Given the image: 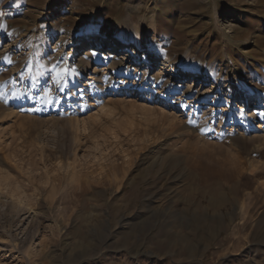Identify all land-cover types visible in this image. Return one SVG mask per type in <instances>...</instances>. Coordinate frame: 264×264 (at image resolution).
Instances as JSON below:
<instances>
[{"label": "rangeland", "instance_id": "obj_1", "mask_svg": "<svg viewBox=\"0 0 264 264\" xmlns=\"http://www.w3.org/2000/svg\"><path fill=\"white\" fill-rule=\"evenodd\" d=\"M0 264H264V0H0Z\"/></svg>", "mask_w": 264, "mask_h": 264}, {"label": "bare ground", "instance_id": "obj_2", "mask_svg": "<svg viewBox=\"0 0 264 264\" xmlns=\"http://www.w3.org/2000/svg\"><path fill=\"white\" fill-rule=\"evenodd\" d=\"M126 39V38H125ZM135 40V39H134ZM133 40V41H134ZM121 43H124V46L126 45L125 43H127V40H123ZM107 45H108V42H106V43H104V41H102L101 42V44L99 45L96 41H93V42H90L89 44H88V47L87 48H85V55L87 56V55H91L92 57H95L96 56V50H97V48H96V50H94L93 49V47L95 46V47H97V46H100V47H102V46H104V47H106L107 48ZM122 45V44H121ZM142 45H141V42H140V40L139 39H137V40H135V42H134V45H133V47H135V49L136 48H140ZM141 49V48H140ZM113 57V59H121V60H125V61H129L130 60V58L131 59H137V57L135 58L134 56H131V55H129L128 54V52H124V53H117V54H113L112 55ZM116 61V60H115ZM134 61H136V60H134ZM96 65V64H95ZM152 66H154L153 64H151V67ZM103 67H105V68H103V69H101V70H105V69H109L108 67H106V66H103ZM95 68H97V67H95ZM98 70V69H97ZM168 70V69H167ZM166 69L165 70H163V69H161L160 70V72H159V76H162V75H164L165 73H164V71H167ZM173 71L175 72V69H173ZM95 72V71H94ZM176 74V73H175ZM188 74V73H187ZM177 75V74H176ZM203 77H204V75H202V73H201V75H197L196 76V79L195 80H193V82L191 83V85L190 86H193V84L194 83H198V80H202L203 79ZM89 78H91V77H89ZM195 84V85H196ZM198 85V84H197ZM216 91V90H215ZM212 92V91H211ZM214 92V91H213ZM257 97V96H256ZM242 98L244 99V101H243V104H241V105H247L246 103H248V102H246V95H242ZM248 99V98H247ZM249 99H250V97H249ZM252 99V98H251ZM258 102H253L252 104H251V107H255V106H258ZM210 110H212V109H210ZM256 110V109H255ZM231 111H230V107L229 106H226L224 109H223V117L227 114V115H229L230 116V114H228V113H230ZM233 113V112H232ZM257 113H258V111H254V112H249V117L250 118H256L257 117ZM231 118V117H230ZM222 119V118H221ZM222 121V120H221ZM262 124V123H261ZM261 124H259V125H257V128H262V125ZM237 171H238V169H236ZM238 173V172H237ZM219 206V205H218Z\"/></svg>", "mask_w": 264, "mask_h": 264}, {"label": "snow or ice", "instance_id": "obj_3", "mask_svg": "<svg viewBox=\"0 0 264 264\" xmlns=\"http://www.w3.org/2000/svg\"><path fill=\"white\" fill-rule=\"evenodd\" d=\"M242 114V113H241Z\"/></svg>", "mask_w": 264, "mask_h": 264}]
</instances>
